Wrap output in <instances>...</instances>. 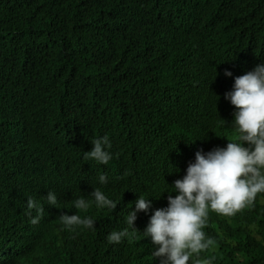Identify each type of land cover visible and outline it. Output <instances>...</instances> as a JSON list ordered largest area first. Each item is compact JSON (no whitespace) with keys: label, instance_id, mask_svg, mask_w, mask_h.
Returning a JSON list of instances; mask_svg holds the SVG:
<instances>
[{"label":"trees","instance_id":"obj_1","mask_svg":"<svg viewBox=\"0 0 264 264\" xmlns=\"http://www.w3.org/2000/svg\"><path fill=\"white\" fill-rule=\"evenodd\" d=\"M262 62L264 0H0V264H159L143 219L118 244L106 235L126 227L131 195L164 204L192 151L226 145L234 106L223 94ZM105 135L110 161L85 160ZM144 155L155 166L145 181ZM93 187L116 207L75 209ZM28 196L44 209L36 224ZM62 213L94 228H65ZM207 235L208 264H264V193Z\"/></svg>","mask_w":264,"mask_h":264},{"label":"clouds","instance_id":"obj_2","mask_svg":"<svg viewBox=\"0 0 264 264\" xmlns=\"http://www.w3.org/2000/svg\"><path fill=\"white\" fill-rule=\"evenodd\" d=\"M224 75L232 73L226 69ZM223 95L234 106L231 139L227 138L223 147L192 151V161L188 162L184 175L171 182L164 204L154 206L152 200L157 197L146 192L131 195L135 201L124 217L126 227L106 235L110 244L120 243L129 235V229L136 231L134 221L143 219L146 226L141 235L150 238L155 246L151 256L159 257V264H208L198 257L214 246V240L207 235L212 220L233 216L251 205L257 193H264V62L233 77L231 89ZM90 142L92 148L84 152V159L107 164L113 156L108 136L94 137ZM97 182L106 184V176L98 175ZM88 194L90 200L77 197L72 201L73 207L83 210L93 203L97 209L116 207L117 203L99 187H93ZM44 198L48 205H57L54 192L48 191ZM43 210L39 201L27 197L24 211L30 223H38ZM59 219L65 228H94L95 220L90 216L62 213ZM236 244L233 238L222 237L223 249L228 245L232 249Z\"/></svg>","mask_w":264,"mask_h":264},{"label":"water","instance_id":"obj_3","mask_svg":"<svg viewBox=\"0 0 264 264\" xmlns=\"http://www.w3.org/2000/svg\"><path fill=\"white\" fill-rule=\"evenodd\" d=\"M147 149V148H146ZM156 154V153H155ZM192 155V154H191ZM153 157H156V158H160V157H163L161 161H165V163H163L162 165L164 166H174L175 162L173 161V156L171 155H168V154H157V155H151ZM194 157V156H193ZM189 158H192L189 157ZM143 160L141 163H139V165L137 166V172L140 173L142 175V178L143 180L145 181L146 179H149L150 176H148L145 172V167H146V163H147V169L149 168L150 170H153V167H155L154 165L150 164V160L149 158L147 160H145V155L143 156ZM168 160H171V162H166ZM161 165V164H160ZM146 169V170H147ZM153 183H156L155 181H152ZM159 184H157L158 186Z\"/></svg>","mask_w":264,"mask_h":264},{"label":"bare ground","instance_id":"obj_4","mask_svg":"<svg viewBox=\"0 0 264 264\" xmlns=\"http://www.w3.org/2000/svg\"><path fill=\"white\" fill-rule=\"evenodd\" d=\"M178 161H180V160H178ZM181 162V161H180Z\"/></svg>","mask_w":264,"mask_h":264}]
</instances>
